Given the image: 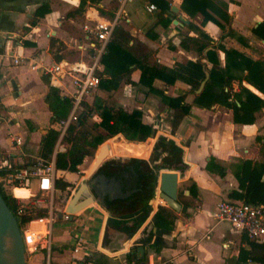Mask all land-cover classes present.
<instances>
[{"label": "crops", "instance_id": "crops-1", "mask_svg": "<svg viewBox=\"0 0 264 264\" xmlns=\"http://www.w3.org/2000/svg\"><path fill=\"white\" fill-rule=\"evenodd\" d=\"M84 1L81 7V0H0V164H11L15 161L20 165L30 161L33 155L38 154L40 141L51 125V112L46 102L47 93L51 88L48 74L39 68L32 69L29 61L33 59L43 65H49L52 62L87 60L89 51L86 48L83 25L92 19L111 18L117 8V0ZM166 1L169 5L168 12L164 13L169 19L167 24L157 22L159 9L156 5L155 11H146L150 0H130L125 5L124 14L117 26L123 27L131 35L129 45H132L137 55H148L150 62L170 67L196 60L198 57L202 58L205 50L199 52L192 43L190 49H184L179 44L181 38L186 35L205 40L197 33L195 26L197 25L214 38L216 43L220 42L227 48H235L252 59L264 56V40L258 39L252 33V28L264 20V0H220L226 7L222 9L229 15L230 27L234 32L221 41L219 37L222 31L216 30L217 27L212 21H207L206 25L202 26L182 10L179 0ZM42 5L46 11L39 16L36 10ZM172 6L177 8L176 12L171 9ZM179 15L187 22L177 21ZM219 20L223 22V19ZM239 37L244 38L247 44L243 45ZM81 45L85 48H80ZM217 53L221 64L224 65V52L217 50ZM15 58H19L20 61L15 63ZM201 60L205 61V58ZM207 65L210 66L208 62ZM139 75L140 70L134 69L131 73L132 80L137 81ZM65 84L67 89L70 88L67 80ZM242 84L255 93L259 92L257 89L253 90L254 87L245 81H242ZM122 85L120 91L125 92L115 94L119 101L116 106H122L128 111L134 108L141 109L144 121L151 123L156 132L153 139L149 137L145 141H128L122 134H117L111 137L117 141L114 149L121 158L148 159L158 136L168 134L174 137L182 148V159L187 165L183 174L178 171L181 177L178 180V192L182 184L189 186L194 181L197 186L195 197L189 196L187 186L182 190L189 201L188 207L184 213L181 212V208L178 212L173 210L172 231L163 235L164 246L159 252L152 249L148 251L145 263L234 264V257L237 256L242 242L240 239L238 248L232 252L233 256H230L229 247L232 239L227 237V233L235 230L222 232L221 246L227 249L225 255H221L220 258L212 259L210 262L207 259L202 263L201 255L196 252L203 241L208 239V234L213 231L214 224L208 225L206 222L209 215H214L217 203L225 199L236 200L228 196L231 190L237 188L234 175L226 169V174L219 176L208 171L206 164L210 158H215L226 165L236 160L234 157L242 158L239 152L248 153L247 136L258 129L256 126L258 120L252 124H236L233 123L230 109L219 105L210 108L192 105L188 115L171 134V111L160 101V97L153 93L145 94V89L138 86L127 83ZM153 85L169 96L185 93V100L192 103L193 94L189 92V86L182 81L166 84L160 79H155ZM237 87L238 81H234L233 90H237ZM58 90L65 96L60 89ZM103 93L99 94L96 89L87 98V102L91 103L95 95L104 97L106 93ZM260 97L264 95L261 93ZM262 111L264 115V107ZM238 130L243 133L234 134ZM15 137L21 139V146L15 144ZM237 138L245 140L242 152L236 145ZM111 151L110 144V153ZM86 158L87 156L84 160ZM92 164L93 162L83 169L85 174ZM66 172L69 175L73 174L57 169L58 177H62L61 175ZM80 183L81 181L78 186ZM13 189L10 190L12 193ZM25 189L31 194V189ZM28 197L19 198L25 200ZM158 204L166 206L156 195L151 204L152 212L131 236H127L124 230L116 226L108 225L110 212L102 203L99 206L93 204L85 207L75 215V218L68 220L72 221L73 225L62 227L55 232L54 236L58 241L52 249L56 252V264H129L125 255L143 236L142 231ZM60 212H57V219L51 223V229L54 223L66 221L58 217ZM126 226H129V223ZM44 228L45 221L38 220L31 222L28 231L33 233L35 238V234L43 232ZM79 234L84 235V240L79 252L73 253L72 248ZM25 242L30 245L27 240ZM144 251L146 253L145 248ZM187 259H191L192 262Z\"/></svg>", "mask_w": 264, "mask_h": 264}, {"label": "trees", "instance_id": "trees-1", "mask_svg": "<svg viewBox=\"0 0 264 264\" xmlns=\"http://www.w3.org/2000/svg\"><path fill=\"white\" fill-rule=\"evenodd\" d=\"M84 2L81 0V7ZM150 2L159 9L157 22L169 23L168 17L164 15L169 10L168 2L166 0H150ZM43 7L42 5L37 8V15L44 14L46 10ZM181 8L189 14L200 13L202 24L212 21L218 25L222 29L220 41L234 33L230 27L229 15L215 6L211 0H182ZM215 14H219L223 22ZM252 33L258 39L264 40V20L252 28ZM130 40H132L131 35L123 27L115 26L111 39L100 58V67L97 70L100 78L98 87L105 92H113L122 83H127L144 88L145 94L158 95L160 101L171 111V134L188 115L192 105L202 108L219 105L230 109L233 123L236 124L254 123L256 114L264 107V97L258 96L242 84V81H245L255 88L253 90L257 89L264 95V56L252 59L243 52L235 48H227L224 44L216 43L210 38L201 40L199 37L186 35L181 38L180 46L190 49V43H192L196 45L199 52L205 50L202 55L205 61L198 57L196 60L170 67L150 62L148 55H137L132 45H129ZM239 40L243 45L247 44L244 38L239 37ZM217 50L224 52V65L221 64ZM134 69L140 70L137 81L131 78ZM235 70L241 75L238 76ZM155 79H160L166 84H172L177 80L186 83L189 86V92L193 94L192 103L185 100V93L177 96L166 95L163 90L153 85ZM204 80L202 90L197 92ZM234 81H238L237 90H233ZM46 102L51 112V125L40 141L38 153L50 159L60 133L58 120L68 114L71 101L67 96L61 95L57 88L51 87L47 93ZM92 112L98 115V120L93 123V127L100 130L89 134L85 130V125ZM155 132L153 125L144 121L141 109L134 108L128 111L122 106L109 105L101 98L94 96L91 103L83 102V110L78 120L68 126L63 137L67 146L64 151L56 153L55 167L59 170L79 173V166L84 158L93 155V150L105 140L122 134L128 141H145L153 137ZM261 144L260 149L264 152V137ZM21 165L15 161L11 163V167ZM206 168L219 176L226 174V167L215 158L207 161ZM161 169L177 170L181 174L187 169L182 159V148L174 140L163 135L158 136L148 159L108 158L103 163L94 174L92 184L96 196L101 199L102 206L110 212L108 225L124 230L127 236H131L140 227L152 210L149 201L154 195L158 172ZM9 171V168L2 167L0 175ZM233 175L237 181V188L231 190L228 196L246 203L264 206V156L261 160L240 158ZM71 186L72 183L62 177L55 179L54 187L57 190L63 191ZM188 190L190 197L196 196L197 186L194 181L190 183ZM13 193L21 198L28 197L30 194L24 187H15ZM13 193L0 187V194L16 217L20 230L26 229L29 221L48 215L47 207L22 204ZM178 202L181 204V212L184 213L189 201L182 190L178 192ZM172 212L173 210L168 206L157 205L152 218L142 231L143 236L125 255L129 264L132 261L146 262V253L144 251L143 256H140L137 250L139 246L144 248L147 245L154 252L160 251L164 246L163 235L170 233L174 226ZM128 223L129 226H126ZM153 228L156 230L153 231ZM153 236H155L154 239ZM241 242L238 254L234 257V264H264V242L251 241L243 233ZM36 252L43 254L44 248L39 246Z\"/></svg>", "mask_w": 264, "mask_h": 264}, {"label": "built area", "instance_id": "built-area-1", "mask_svg": "<svg viewBox=\"0 0 264 264\" xmlns=\"http://www.w3.org/2000/svg\"><path fill=\"white\" fill-rule=\"evenodd\" d=\"M130 0H117V8L114 16L111 18L92 19L83 25L86 34V48L89 51L88 59H79L72 62H52L49 65H43L40 61H29L32 69H41L43 73L48 74L49 84L51 87L60 89L62 93L71 101V107L68 114L58 120L60 133L55 143L53 154L50 159L42 157L39 153L33 155L31 160L19 167H11V164H0V168L6 167L10 171L0 175V187L4 190H12L15 187H24L31 189V194L25 200L18 196L22 204L41 206L40 199L34 198L33 189L41 193H47L51 196L59 190L55 189L54 182L58 178L55 167V155L57 152L64 151L66 145L63 144V137L66 134L68 126L76 122L80 112L83 110V102L98 88L99 75L97 70L100 67V58L105 51L108 41L111 39L115 26L118 25L124 14V7ZM157 8L154 3L146 6L147 12H153ZM84 47V45L79 46ZM85 48V47H84ZM19 58L14 62L18 63ZM69 82L70 88L67 89L65 81ZM16 145L21 146L22 142L19 137L14 138ZM61 191V190H60ZM33 193V196H32ZM52 201L46 217H40L29 221L28 227L21 230L23 239L24 233L29 229L33 221H45L43 232L35 234L34 243L29 246V253H34L41 246L44 248L46 264H51L52 252V233L51 223L57 219V212L53 211ZM19 211V210H18ZM61 211V212H60ZM61 213L62 220H72L69 213L63 210ZM20 212V211H19ZM214 217L217 221H227L231 228L239 233H243L251 241L258 243L264 242V206L258 204L246 203L240 200H220L217 203ZM40 237V238H39ZM84 235L79 234L72 248L73 253H78L83 243ZM31 248V249H30ZM130 264H147L132 261Z\"/></svg>", "mask_w": 264, "mask_h": 264}, {"label": "rangeland", "instance_id": "rangeland-1", "mask_svg": "<svg viewBox=\"0 0 264 264\" xmlns=\"http://www.w3.org/2000/svg\"><path fill=\"white\" fill-rule=\"evenodd\" d=\"M171 1V0H169ZM212 3L217 6L218 8L222 9H226V7L220 3V0H211ZM222 1V0H221ZM180 2V5L182 3V0H179ZM183 10V9H182ZM186 12V11H184ZM187 15L192 18V19H196L197 22L202 25V26H205L206 24H202V16L200 13H195V14H189L188 12H186ZM217 15L218 19L220 17L219 14H215ZM81 23L80 19L78 20V23ZM80 23L78 25H80ZM214 23V22H213ZM214 25L217 27L216 30H221L222 29L216 25L214 23ZM77 26V25H76ZM196 26V29H197V33L199 34V36L202 37V39H207V38H210L212 39L214 42H215V39L210 37V35L208 33L205 32L204 29L200 28L199 26L195 25ZM79 27V26H77ZM76 27V28H77ZM222 34V33H221ZM226 43V42H225ZM236 73V72H235ZM238 76L241 75L240 72H237L236 73ZM123 85L121 84L119 86V88L113 92H105L103 90H101L99 87L97 88L98 90V93H103L105 94L104 97L100 96V95H95L96 97H99L101 98L102 100H104V102H106L107 104L109 105H113V106H116V104H118V100H117V97H115V94H119L120 92L124 93L125 91H120V88H122ZM100 89V90H99ZM140 93H142L140 90H139ZM132 98V97H130ZM262 109L256 114V119L258 120L257 121V127L258 129L255 130L254 133H250L248 134L247 136V144H248V153H240L239 152V156L242 157V158H253V160H261L263 159V156H264V152L261 151L260 147H261V143H262V138L264 137V115L262 113ZM146 112H144L145 114ZM147 115V114H146ZM255 119V121H256ZM98 120V115L96 112H92L89 114L88 116V121H87V124L85 125V130H87V132H89V134H93L95 133L97 130H100V129H95L93 127V123L96 122ZM256 128V127H255ZM240 134V133H243L241 130H238L236 132H234V134ZM153 139V137H152ZM110 140V144L112 145V151L110 153V156L109 158H121V156L117 153V151L114 149L113 146H115V143L117 142L116 139H112V138H109L105 141H108ZM104 141V142H105ZM152 140H149V142H151ZM245 140H240L239 138L236 139V145L237 147H239L242 152V147L244 145V142ZM63 144L66 145V142H64L63 140ZM102 144V143H101ZM99 147V146H98ZM97 147V149H98ZM119 148V147H118ZM97 149L93 150V155H88L86 160H83V164L81 165V167H79V173H73V174H67V172L62 176L63 179L65 180H70L72 182V186L71 187H67L65 190H59V192H55L52 196L50 194H47V193H41L39 191H36L35 189H33V193L35 195L34 198H39L41 201H40V204L42 206H45L48 208H50V201H52V206H53V211L55 212H58L60 210H63L68 201L70 200V198L72 197L73 193L75 192V190L77 189L78 187V183L84 178L85 176V173L83 171V169H86L87 166H89L93 160H94V156H95V153L97 151ZM236 158V160H234L233 162L231 163H226V165H224L226 167V169H228V171L230 173L233 174L234 170L236 169V165H237V162L239 160V157H234ZM72 176V177H71ZM181 183V182H180ZM187 185H180V190H183ZM188 187V186H187ZM33 193H32V196H33ZM162 202L165 204L164 200H162ZM211 214H213V212H211ZM208 223V225H213L214 224V227H213V231L212 233H209L208 234V239H206L205 241H203V243L196 249V252L198 254L201 255L202 257V263L204 262V260L206 261L207 259L209 260V262L215 258H220L221 255H225V250L227 248H222V232L223 231H226V230H232L233 229L231 228L230 224L227 222V221H217V219L214 217V215H209V220L206 222V224ZM69 225H73V222L72 221H59V222H56L53 224L52 226V229H51V233H52V246H54V244L56 243V241H58L57 239H55V232L58 231L60 228L62 227H67ZM227 237L228 238H231L232 239V242L230 243V247H229V254L230 256H233L232 255V252H235L236 249L238 248L239 246V243H240V239H241V233L239 232H230L228 231L227 233ZM24 240V239H23ZM30 245H27V243H25V240H24V255H25V264H46V260H45V256L42 254V253H39V252H34V253H29V248ZM145 250H146V254L148 253V251L150 250V248L145 245ZM194 252V251H193ZM202 252V253H201ZM55 249H52V252H51V264H56V256H55ZM185 259V258H184ZM189 260L190 262H192L191 259H187Z\"/></svg>", "mask_w": 264, "mask_h": 264}, {"label": "water", "instance_id": "water-1", "mask_svg": "<svg viewBox=\"0 0 264 264\" xmlns=\"http://www.w3.org/2000/svg\"><path fill=\"white\" fill-rule=\"evenodd\" d=\"M173 11H177V8L174 6L171 7ZM176 22V20H174ZM177 21L187 22L182 16H178ZM204 81L201 82L197 92L201 91L204 85ZM258 96L261 95L260 92L256 93ZM161 134V133H159ZM165 136L169 139L174 140L177 144L176 139L168 134ZM178 145V144H177ZM110 156V143L109 141H105L99 145L93 160V164L90 167L89 171L85 174L82 182L77 187L72 197L68 201L64 211L70 214L72 218L82 209L87 206L96 204L100 205L101 199L99 196H95L94 193L90 190L89 182L92 181V178L96 171L103 165V163ZM180 173L177 170H168L161 169L158 172L157 182L154 189L153 198L150 199L149 203L152 204L154 197L157 195L162 200H164L166 206L171 208L172 210L179 211L181 208L180 203L178 202V180L180 179ZM152 210L150 211V213ZM58 217H61V213L58 214ZM12 228L14 234L16 235L20 247V260L21 264H25V255H24V240L22 231L18 226V222L12 211L7 207L3 197L0 194V236L4 232L5 229ZM156 228H153L155 231ZM1 241V239H0ZM137 250L140 252V256L144 254V248L139 246Z\"/></svg>", "mask_w": 264, "mask_h": 264}, {"label": "bare ground", "instance_id": "bare-ground-1", "mask_svg": "<svg viewBox=\"0 0 264 264\" xmlns=\"http://www.w3.org/2000/svg\"><path fill=\"white\" fill-rule=\"evenodd\" d=\"M0 264H21L18 239L12 228H7L0 236ZM34 235L30 231L24 233V240L32 245ZM26 243V242H25Z\"/></svg>", "mask_w": 264, "mask_h": 264}, {"label": "flooded vegetation", "instance_id": "flooded-vegetation-1", "mask_svg": "<svg viewBox=\"0 0 264 264\" xmlns=\"http://www.w3.org/2000/svg\"><path fill=\"white\" fill-rule=\"evenodd\" d=\"M93 181L89 182V185H90V190L94 193V195L96 196L95 194V188L93 187V184H92Z\"/></svg>", "mask_w": 264, "mask_h": 264}]
</instances>
